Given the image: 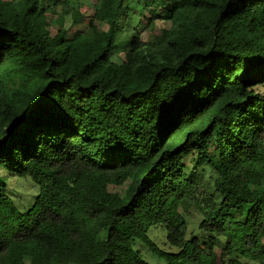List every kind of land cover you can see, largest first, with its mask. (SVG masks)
Segmentation results:
<instances>
[{"label": "trees", "instance_id": "16d2710c", "mask_svg": "<svg viewBox=\"0 0 264 264\" xmlns=\"http://www.w3.org/2000/svg\"><path fill=\"white\" fill-rule=\"evenodd\" d=\"M250 263L264 0H0V264Z\"/></svg>", "mask_w": 264, "mask_h": 264}, {"label": "rangeland", "instance_id": "374dc122", "mask_svg": "<svg viewBox=\"0 0 264 264\" xmlns=\"http://www.w3.org/2000/svg\"><path fill=\"white\" fill-rule=\"evenodd\" d=\"M147 16L145 17V19ZM70 21H67L66 24L67 26L69 25ZM188 174H190V170L187 171ZM207 173L208 172H202V173H197L194 175H190L192 177H196L202 184H207ZM37 194V186L29 179V178H19L16 180L15 183V188L11 192L12 198L14 203H16L22 210L26 209V205L29 206V204L32 202L33 197ZM144 255L148 256V259L152 262L155 261V259L149 257V255L145 254ZM251 264V263H250ZM253 264V263H252Z\"/></svg>", "mask_w": 264, "mask_h": 264}]
</instances>
